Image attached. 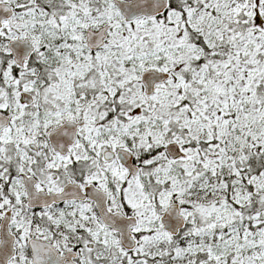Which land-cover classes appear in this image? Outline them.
<instances>
[{
	"label": "snow or ice",
	"instance_id": "obj_1",
	"mask_svg": "<svg viewBox=\"0 0 264 264\" xmlns=\"http://www.w3.org/2000/svg\"><path fill=\"white\" fill-rule=\"evenodd\" d=\"M0 264H264V0H0Z\"/></svg>",
	"mask_w": 264,
	"mask_h": 264
}]
</instances>
